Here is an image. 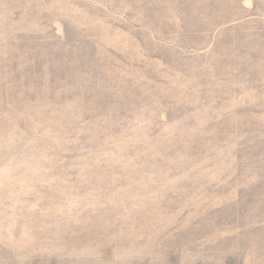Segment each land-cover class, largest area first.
I'll use <instances>...</instances> for the list:
<instances>
[{"label":"rangeland","instance_id":"rangeland-1","mask_svg":"<svg viewBox=\"0 0 264 264\" xmlns=\"http://www.w3.org/2000/svg\"><path fill=\"white\" fill-rule=\"evenodd\" d=\"M0 264H264V0H0Z\"/></svg>","mask_w":264,"mask_h":264}]
</instances>
